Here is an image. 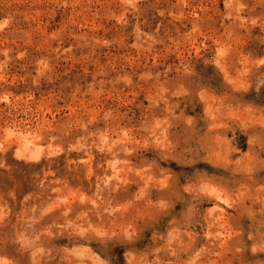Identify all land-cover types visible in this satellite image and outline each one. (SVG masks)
I'll list each match as a JSON object with an SVG mask.
<instances>
[{
  "label": "rangeland",
  "instance_id": "374dc122",
  "mask_svg": "<svg viewBox=\"0 0 264 264\" xmlns=\"http://www.w3.org/2000/svg\"><path fill=\"white\" fill-rule=\"evenodd\" d=\"M0 264H264V0H0Z\"/></svg>",
  "mask_w": 264,
  "mask_h": 264
}]
</instances>
